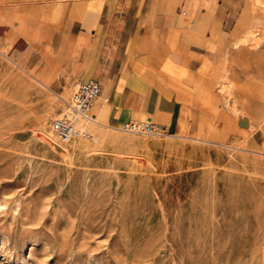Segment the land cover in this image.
<instances>
[{"label":"rangeland","instance_id":"rangeland-1","mask_svg":"<svg viewBox=\"0 0 264 264\" xmlns=\"http://www.w3.org/2000/svg\"><path fill=\"white\" fill-rule=\"evenodd\" d=\"M237 2L261 21L236 31L249 51L215 87L241 125L232 140L79 121L91 137L61 142L51 123L74 85L0 50V264H264V0Z\"/></svg>","mask_w":264,"mask_h":264},{"label":"crops","instance_id":"crops-1","mask_svg":"<svg viewBox=\"0 0 264 264\" xmlns=\"http://www.w3.org/2000/svg\"><path fill=\"white\" fill-rule=\"evenodd\" d=\"M237 0H0V50L44 85L96 80L95 122L152 119L169 135L232 140L240 124L215 87L236 76L232 43L255 20ZM241 4V2H240ZM244 4V3H243ZM176 6L185 16H172ZM2 7V8H1ZM223 117L224 121L219 118ZM240 127V128H239Z\"/></svg>","mask_w":264,"mask_h":264},{"label":"built area","instance_id":"built-area-1","mask_svg":"<svg viewBox=\"0 0 264 264\" xmlns=\"http://www.w3.org/2000/svg\"><path fill=\"white\" fill-rule=\"evenodd\" d=\"M100 94V85L94 79L78 81L68 102L69 115L56 117L51 123V128L58 140L68 142L77 138H90L86 127L79 126L80 119L95 122L90 115V108ZM117 130L124 133H137L146 135H169L165 126H162L152 119L128 120Z\"/></svg>","mask_w":264,"mask_h":264},{"label":"bare ground","instance_id":"bare-ground-1","mask_svg":"<svg viewBox=\"0 0 264 264\" xmlns=\"http://www.w3.org/2000/svg\"><path fill=\"white\" fill-rule=\"evenodd\" d=\"M264 17V16H263ZM256 20H257V22H259V21H261V19H260V17H256L255 18ZM262 24V23H261ZM260 29V28H259ZM262 32V31H261ZM248 36V34L246 35V37ZM245 37V36H244ZM246 40V39H245ZM237 45V44H236ZM231 93V92H230ZM79 121H81V122H84V123H86L87 125H88V127L92 130V131H97V128L98 127H104V128H110V127H108V126H105V125H103V124H101L99 121L98 122H89V121H87V120H84V119H80ZM79 123V122H78ZM114 129V128H113ZM115 130H117V129H115ZM50 131V130H49ZM119 131V130H118ZM119 132H121V131H119ZM124 133V132H123ZM54 136V135H53ZM58 140V139H57ZM157 195V194H156Z\"/></svg>","mask_w":264,"mask_h":264}]
</instances>
